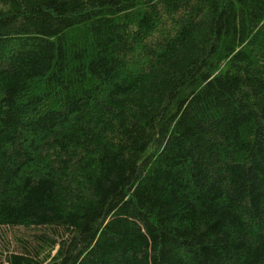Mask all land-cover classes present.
<instances>
[{
	"label": "trees",
	"instance_id": "obj_1",
	"mask_svg": "<svg viewBox=\"0 0 264 264\" xmlns=\"http://www.w3.org/2000/svg\"><path fill=\"white\" fill-rule=\"evenodd\" d=\"M0 264H264V0H0Z\"/></svg>",
	"mask_w": 264,
	"mask_h": 264
}]
</instances>
